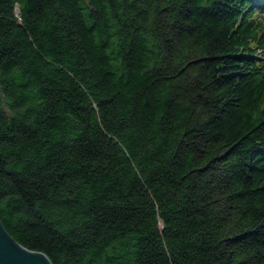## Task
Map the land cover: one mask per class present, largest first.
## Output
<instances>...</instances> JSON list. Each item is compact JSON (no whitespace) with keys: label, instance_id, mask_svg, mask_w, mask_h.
<instances>
[{"label":"trees","instance_id":"1","mask_svg":"<svg viewBox=\"0 0 264 264\" xmlns=\"http://www.w3.org/2000/svg\"><path fill=\"white\" fill-rule=\"evenodd\" d=\"M0 219L52 264H264V0H0Z\"/></svg>","mask_w":264,"mask_h":264},{"label":"water","instance_id":"2","mask_svg":"<svg viewBox=\"0 0 264 264\" xmlns=\"http://www.w3.org/2000/svg\"><path fill=\"white\" fill-rule=\"evenodd\" d=\"M0 264H52V262L44 252L30 250L16 241L0 219Z\"/></svg>","mask_w":264,"mask_h":264}]
</instances>
